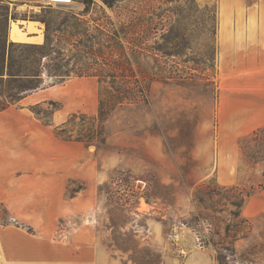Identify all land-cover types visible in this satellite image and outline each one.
Masks as SVG:
<instances>
[{"label":"rangeland","instance_id":"obj_1","mask_svg":"<svg viewBox=\"0 0 264 264\" xmlns=\"http://www.w3.org/2000/svg\"><path fill=\"white\" fill-rule=\"evenodd\" d=\"M220 1L118 0L110 8L103 0H72L49 8L32 0H0V51L7 46L6 62L10 56L14 68L29 57L27 45L42 44L50 34L55 45L63 38L59 44L67 68L88 73L115 68L127 75L112 80L114 88L131 86L140 72L156 74L154 80L147 79L144 99L124 100L107 115L105 143L86 146L106 172L98 187V231L112 253L136 264H166L198 248L216 264L218 254L226 255L223 264L262 261L264 212L246 217L243 206L236 217L231 203L240 192L250 194L248 201L264 189V131L251 135L264 126L243 131L240 121L225 120L217 55ZM131 16L139 22L130 23ZM15 20L36 21L42 41L9 39V23ZM131 24L132 34L117 33L114 41H107L106 36H114L108 28L122 30ZM78 38L86 46L75 47ZM41 62L52 61L44 56ZM7 76H0V104H16L23 92ZM41 77L39 88L57 84L46 70ZM90 78L86 87H96L97 96L84 110L73 111L85 114L67 126L73 136L94 125L88 118L95 116L99 96L114 100L110 95L119 94L111 90L110 78ZM51 101L36 105L41 117L50 119L55 107L64 105ZM82 187L80 181L72 182L66 194Z\"/></svg>","mask_w":264,"mask_h":264},{"label":"crops","instance_id":"obj_2","mask_svg":"<svg viewBox=\"0 0 264 264\" xmlns=\"http://www.w3.org/2000/svg\"><path fill=\"white\" fill-rule=\"evenodd\" d=\"M41 41L42 34L34 42ZM217 55L225 120L240 121L243 131L264 126V0L220 1ZM87 79L38 88L0 110V264H136L112 253L98 231L105 167L83 142L54 132L97 96L96 87H86ZM51 100L64 105L45 124L31 107ZM75 181L83 187L68 196ZM261 212L264 189L250 197L242 213ZM260 255L264 264V224ZM166 264L216 263L198 248Z\"/></svg>","mask_w":264,"mask_h":264},{"label":"trees","instance_id":"obj_3","mask_svg":"<svg viewBox=\"0 0 264 264\" xmlns=\"http://www.w3.org/2000/svg\"><path fill=\"white\" fill-rule=\"evenodd\" d=\"M85 2H89L90 0H84ZM118 0H103V2L110 8L113 7L114 3ZM135 12V11H134ZM133 12V13H134ZM133 16H131V21L133 24L138 23L139 18H135L133 21ZM137 21V22H136ZM48 30V29H47ZM101 34L108 35V33L103 32L99 28H97ZM134 31L133 25L126 28H122V30L117 28H108L107 32H112L114 36H106L108 37L107 41H114L115 38H117L118 34H132ZM88 33V30H86V34ZM84 35V34H83ZM90 38H95V36L89 35ZM63 39V38H62ZM60 38H57L58 44L53 43V38L50 36V34H46L45 40L42 44H29L26 47L28 48V55L29 57L27 59H22L20 62H18V67L14 68L13 61L10 56H8V61L6 62V48L7 46L3 45L0 51V76L7 73V79L11 82L17 83L19 86L17 87L19 92H23V94L18 97L16 103L27 93L36 90L39 88L41 83L43 82V78L41 77L42 73L46 70L48 76L55 77V80L57 83H61L65 81L69 76L74 77H94L97 79L98 82H105L107 78H110V88L113 91H117L119 94H111L110 96L114 98V100L111 99H103L99 96L98 98V108L95 116L89 117L88 119H91L94 121V125L92 128L88 129L85 133H78L76 136H73L72 131L68 130L67 126L69 123H71L77 116H80L81 118H85V114L82 112H73L69 115L68 119L62 123L61 125H58L54 128L55 135L63 140H74V141H80L83 142L86 146L93 144V142H98L100 144L105 143L104 138V121L107 115L110 113V111L116 106L121 105L124 103V100H128L129 103H136L139 102L140 99H144L146 96V84L148 83L149 79L150 81L154 80L156 78V74L152 73L151 75L140 72V78H133V82L131 86H124V84H120V86H117L114 88L113 83L117 79L118 76H120L123 80V77H127V75L122 74V71L118 73V71L113 68L111 70H95L93 72H86L84 69H79L77 71L67 68V62L68 60L63 61L62 52L64 50V47L59 44L61 42ZM77 44L75 47L78 46H86L82 44L80 38L77 40ZM108 47V46H106ZM109 50L112 51V49ZM52 53H56L55 56L51 57ZM102 53V52H101ZM46 56L47 58H50V63H44L42 64L41 60L42 57ZM28 60V61H26ZM52 64L50 67L49 64ZM113 65H115V62H112ZM50 67V69H47ZM113 80V83H112ZM125 87V88H124ZM99 93V92H98ZM111 92H109L108 88L106 90V95H109ZM13 97V96H11ZM50 104H54V102L49 101ZM15 104L10 103L7 101V103H1L0 104V110L6 109L7 107ZM60 106H56L55 109L52 111L51 114L57 109H59ZM31 110L33 113L40 118L45 124H50V119L41 117L42 113L39 112V110L36 108V105L31 107ZM52 116V115H51ZM264 131V128H257L252 131L251 135L256 136L257 133ZM264 133V132H263ZM262 187V184H261ZM74 193V192H73ZM73 195V194H72ZM250 196L247 192L239 193V198L236 200H233L231 203L232 206H234L237 211L232 212V215L236 217H240V210L243 208L244 204L247 201V198ZM245 222L246 219H245ZM229 228L228 225L225 227V232L228 233ZM224 250L231 251V248H223ZM226 259V255L218 254L216 257V261L218 264H223L224 260Z\"/></svg>","mask_w":264,"mask_h":264},{"label":"bare ground","instance_id":"obj_4","mask_svg":"<svg viewBox=\"0 0 264 264\" xmlns=\"http://www.w3.org/2000/svg\"><path fill=\"white\" fill-rule=\"evenodd\" d=\"M36 21H22V20H15L10 21L9 29H8V37L14 41H21V42H32V41H39L41 39V30L37 28ZM37 33V37H33L30 33ZM35 36V35H34Z\"/></svg>","mask_w":264,"mask_h":264},{"label":"built area","instance_id":"obj_5","mask_svg":"<svg viewBox=\"0 0 264 264\" xmlns=\"http://www.w3.org/2000/svg\"><path fill=\"white\" fill-rule=\"evenodd\" d=\"M33 2H37L40 5H43L45 7L49 8H61L64 7L72 2V0H32ZM171 238H175V235L170 234Z\"/></svg>","mask_w":264,"mask_h":264}]
</instances>
